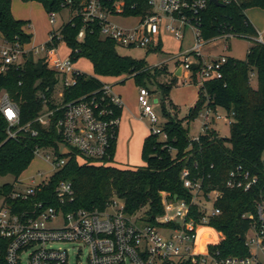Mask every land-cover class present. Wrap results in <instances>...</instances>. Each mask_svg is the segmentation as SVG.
<instances>
[{
    "label": "trees",
    "instance_id": "1",
    "mask_svg": "<svg viewBox=\"0 0 264 264\" xmlns=\"http://www.w3.org/2000/svg\"><path fill=\"white\" fill-rule=\"evenodd\" d=\"M23 1L40 2L49 14L60 13L67 7L75 12L59 28L61 39H55V44L65 42L74 62L82 57L90 59L99 75L133 76L138 84L146 86V78H158L169 73L166 66L150 67L145 59L120 54L117 42L102 36L99 21L84 19L81 10L87 0H72V4L68 0ZM100 1L110 9L114 8L115 2H123L125 16L145 17L150 12L148 0ZM250 8L264 9V0H234L225 6L209 4L201 25L204 39L227 32L254 37L246 58L228 56L223 78L198 88V99L184 118L179 117V107L170 98L171 91L178 85V77L172 76L169 81L160 82L161 109L166 118L163 129L168 137L163 140L160 135L150 132L144 140L141 154L145 164L134 168L112 164L118 128L109 157L100 160L84 156L65 142L56 126L62 112H56L48 127L36 121L45 106L53 109L101 89L103 81L98 77L79 73L77 84L64 87L63 98L56 99L55 94L62 89L61 77L48 67L46 60H37L29 54L25 56L23 66L11 65L8 70L0 71V94L7 91L20 105L19 126L29 125V129L21 130L17 137H9V123L0 111V176L14 177L12 183H0V198L8 196L19 184L21 174L35 159L38 148H52L66 162L40 185L39 199L45 193L54 194L56 186L66 180L72 182L76 194L75 201L67 206L68 210L104 209L118 196L123 200L128 215L137 216L144 210L140 218L155 225L156 217L164 213L161 193L165 192L171 201L176 199V195L178 200H185L190 205L189 218L200 223L206 213L192 203L193 194L182 180L183 171L188 169L191 178L202 179L205 194L216 189L222 191V196L214 203L220 213L209 216L206 224L221 232L223 239L216 243L220 234L207 227V243H216L209 245L210 251H219L223 257L249 256L250 248L246 243L248 231L254 226L259 228V223H256L258 203L264 201V43L256 39L259 33L246 15V10ZM27 24L28 20L17 19L13 15L12 0H0V32L6 41L30 43L32 36L24 29ZM82 30L84 37L79 39ZM147 50L161 51L162 42L156 50ZM252 72L256 74L257 87L252 86ZM205 94L210 97L209 104L213 107L234 113L229 137H222L214 128L201 135L198 141L190 136L188 124L202 111ZM122 111L123 106L117 108V115L121 116ZM32 129L38 130L37 136L32 134ZM60 143L69 145L70 151L60 154ZM239 167L242 173H249L250 177L258 179L249 190L226 186L230 172ZM27 205L28 202H17L18 208ZM175 264L199 263L182 259Z\"/></svg>",
    "mask_w": 264,
    "mask_h": 264
},
{
    "label": "built area",
    "instance_id": "2",
    "mask_svg": "<svg viewBox=\"0 0 264 264\" xmlns=\"http://www.w3.org/2000/svg\"><path fill=\"white\" fill-rule=\"evenodd\" d=\"M218 1L228 4L234 0ZM68 3L72 4V0H68ZM210 3L213 1L148 0L150 12L142 17L125 16L124 3L121 1L115 2L114 8L110 9L104 7L100 0H87L81 14L86 21H99L102 36L111 38L118 46L124 47L156 50L162 42L164 29L182 41L186 37L187 28H190L194 44L174 57L176 67L173 73L185 83L196 84L200 88L209 81L222 79L223 68L228 61L227 55H205L204 47L220 37L229 39L238 36L227 32L222 36L204 39L201 25L203 13ZM56 15L55 12L50 13V22L53 25L57 22ZM115 17H136L137 21L126 27L114 21ZM83 37L82 30L79 39ZM1 38V72L8 70L11 65L23 66L25 56L32 54L37 60H46L48 67L60 75L62 89L55 94L56 99L63 98L64 87L77 84V75L83 71L76 67V62L70 56L60 55V45L65 42L55 44V39H61L59 28H53L49 32L48 41L38 45L8 42L3 35ZM256 39L263 42L262 35ZM226 48L229 49V45ZM255 75L254 72L251 73V77ZM205 95V105L199 114L202 119L201 128L199 134L192 137L197 141L210 128H214L218 120L226 119L230 125L233 122L234 113L221 115L218 110L221 107L210 105V97ZM41 96L45 98L44 94ZM138 101L149 121L150 132L166 140L168 136L163 129L165 122H161L162 115L154 107L152 92L148 87L140 88ZM121 106L123 101L115 93L114 85L103 82L101 89L93 93L62 103L53 109L45 106L36 121L48 127L56 112H62L56 126L65 142L86 157L103 160L109 157L116 138L120 122L117 108ZM0 111L9 123V137L15 138L21 130L29 129V125L19 126L20 105L7 91L0 94ZM32 134L37 136L38 130L32 129ZM39 150L40 148L37 152ZM46 157L51 159L49 154ZM65 162V159H60L57 155L52 160L56 169ZM48 179L43 178L36 184L25 186L17 184L8 196L0 198V264H70L71 251H76V260H79L84 248L88 251L87 264H175L182 259H191L199 264H264V201L258 203L256 223H259V228L254 226L253 237L247 238L249 256L223 257L219 251H210L209 245L216 243H207L202 246V250L197 249L199 228L204 226L212 229L213 227L206 224L208 217L220 213L214 203L222 196V191L216 189L205 194L202 179L191 178L188 169L183 171L182 180L184 186L193 194L192 203L206 213L200 223L189 218L190 205L185 200L171 201L165 192L161 193L164 213L156 217L155 225L139 223L142 218L128 215L125 204L118 205L115 198L104 209L68 210L67 206L76 197L72 182L61 181L54 194L45 193L39 199L40 185ZM257 180V177H250L249 173H242L239 167L230 172L226 186L249 190ZM200 199L211 201L213 209H208ZM19 201L28 202V205L18 208ZM113 207L114 210H110ZM250 217L254 218V215ZM55 244L67 246L54 247Z\"/></svg>",
    "mask_w": 264,
    "mask_h": 264
},
{
    "label": "rangeland",
    "instance_id": "3",
    "mask_svg": "<svg viewBox=\"0 0 264 264\" xmlns=\"http://www.w3.org/2000/svg\"><path fill=\"white\" fill-rule=\"evenodd\" d=\"M20 1V0H15ZM25 2V1H24ZM30 4H24L22 7H19L18 10L21 11L22 16H29L31 18V23L27 25V27L33 30V35L31 38L32 44H39L44 41L45 38L49 37V33L53 28H60L64 23L68 22L71 19V16L75 14L69 7L64 8L60 13H57L56 24H51L50 22V14L45 10L43 6H41L38 2ZM246 15L256 28L257 32H263L264 38V9L261 8H250L246 10ZM114 21L117 23L130 27L134 25L137 21L136 17H115ZM254 37L247 36H234L232 38L226 39L224 37H220L211 41L206 47L203 49V53L205 55H210L211 57H216L219 55H227L237 59H245L248 49L250 48ZM3 42V39L0 37V46ZM264 43V42H263ZM194 44L193 33L190 28L186 30V37L184 40L180 41L174 37L172 32L167 30H163L162 32V50L161 51H148L145 48L140 47H124L118 46V51L122 55L131 56L136 59H145L150 67H164L168 68L169 73H165L160 75L158 78L152 77L151 79L146 78V86L152 92V102L154 107L162 115V121L165 122L166 118L162 113L161 109V98L162 93L159 89L160 82L169 81L173 76L172 72L176 67V59L174 58L179 53L184 52L188 48H190ZM226 45H229V49L226 48ZM60 55L65 56L67 52V48L64 44L60 45ZM70 55V52H67V55ZM1 62V59H0ZM77 66L86 74L93 75L101 78L103 80L104 77L95 72L93 63L90 59L82 57L76 62ZM115 77L112 79V84H114L115 90L121 93L122 101L126 104V107L131 109L134 112L139 113L138 125L143 129H149L150 124L148 119L144 116L142 112V108L138 101V93L142 86L136 82L133 76L123 75L121 76H111ZM118 78V79H116ZM100 79V80H101ZM125 82H123V80ZM110 82V83H111ZM180 82V83H179ZM178 85L174 87L172 90L171 96L173 99L179 104L180 111L179 117L184 118L188 115L189 110L192 106L195 105L197 101L198 94V86L196 84H187L183 80H179ZM252 86L257 87V77L254 76L252 81ZM220 114L223 116L227 115V111L224 108L218 109ZM202 119L201 116L198 115L194 120H191L188 124L189 133L191 137H195L199 134L201 128ZM187 124V121L185 122ZM214 128L219 132L222 137H229L231 134V126L228 124L226 119H220L214 125ZM71 147L66 145L65 143H60L59 145V153H67L69 152ZM51 156V159H47V155ZM57 154L54 153L52 148H44L40 149L36 153L35 159L32 161L31 165L20 177L21 185L27 184H36L41 181L43 178H49L54 174L56 168L52 164V160L56 157ZM143 160L141 155H139L138 160L134 159L129 161V164L136 165L142 164ZM14 182V177L12 175L0 176V183H12ZM118 205L123 204V200L118 196L114 197ZM200 202L203 203L208 209H213V203L211 201H206L204 199H200ZM2 201L0 199V207ZM110 210H114V207ZM142 212L137 216H141ZM141 220V219H140ZM145 223L146 221L141 220L139 223ZM214 230V229H213ZM216 230V229H215ZM220 234L219 240L216 242H220L223 239V234L221 232L215 231ZM254 231L250 229L248 231V238L251 239L253 237ZM207 244V227L201 226L198 235V244L197 249L202 250V246ZM67 246L65 244H55L54 247L58 246ZM255 251L253 252V254ZM87 255L88 251L84 248L83 253L79 260H76V251H71V260L70 264H87ZM261 258H263L261 256Z\"/></svg>",
    "mask_w": 264,
    "mask_h": 264
},
{
    "label": "crops",
    "instance_id": "4",
    "mask_svg": "<svg viewBox=\"0 0 264 264\" xmlns=\"http://www.w3.org/2000/svg\"><path fill=\"white\" fill-rule=\"evenodd\" d=\"M30 3H32V2H24L23 0L16 2L15 0H12V12H13V15L15 16V18L22 19V20H28L29 24H30L32 21L31 18L29 16H22L21 11L18 10V8L22 7L24 4H30ZM33 3H37V1H35ZM38 3L41 6H43L40 2H38ZM27 25L24 27V29L27 33L31 34V36H32L33 30L31 28L27 27ZM259 35H262V37H263V32L259 31ZM1 36H2V33L0 32V37ZM48 39H49V37L45 38L44 41H42L41 43L48 41ZM263 42H264V38H263ZM41 43H39V44H41ZM63 44L67 48V52H71V50L67 47V45L65 43H63ZM32 45H38V44H32L30 42L29 46H32ZM67 52H66V55L63 57L69 56V54L67 55ZM76 67L79 68L77 66V64H76ZM173 72H172V74L174 76ZM112 79H115V77H111V76L104 77L103 80L102 79L101 80L103 82L110 83L112 81ZM116 79H118V78H116ZM179 80L180 79H178V82H179ZM111 84H112V82H111ZM114 91H115V93H117L121 96V93L117 92L115 90V87H114ZM171 93H172V91H171ZM121 98H122V96H121ZM170 98L174 102V104H176L179 107V110H180L179 104L173 99L171 94H170ZM197 99H198V94H197ZM138 118H140L138 111L137 112L132 111L131 109L126 107L125 103H123V111H122V114L120 116V122H119V127H118V136H117V143H116L115 158H114V162L112 163L113 165L121 167V168H134V167L141 166V165L145 164L144 162L142 164H136V165L129 164V161H132L134 159L138 160L139 155L142 154V148H143L144 140L150 134L149 129L145 130V129L139 127ZM19 184L21 185L20 178H19Z\"/></svg>",
    "mask_w": 264,
    "mask_h": 264
},
{
    "label": "water",
    "instance_id": "5",
    "mask_svg": "<svg viewBox=\"0 0 264 264\" xmlns=\"http://www.w3.org/2000/svg\"><path fill=\"white\" fill-rule=\"evenodd\" d=\"M214 4L219 5V6H225V4L219 2L218 0H212ZM180 73V69L178 71V74ZM178 199V196L176 195V200Z\"/></svg>",
    "mask_w": 264,
    "mask_h": 264
},
{
    "label": "bare ground",
    "instance_id": "6",
    "mask_svg": "<svg viewBox=\"0 0 264 264\" xmlns=\"http://www.w3.org/2000/svg\"><path fill=\"white\" fill-rule=\"evenodd\" d=\"M198 235H199V232H198Z\"/></svg>",
    "mask_w": 264,
    "mask_h": 264
}]
</instances>
